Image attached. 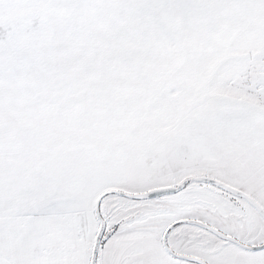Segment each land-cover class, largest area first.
<instances>
[{"label":"snow or ice","instance_id":"1","mask_svg":"<svg viewBox=\"0 0 264 264\" xmlns=\"http://www.w3.org/2000/svg\"><path fill=\"white\" fill-rule=\"evenodd\" d=\"M0 264H264V0H0Z\"/></svg>","mask_w":264,"mask_h":264}]
</instances>
